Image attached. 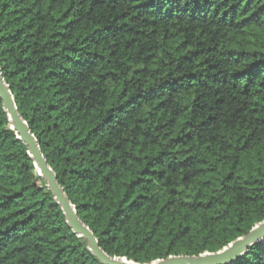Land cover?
<instances>
[{
	"label": "trees",
	"instance_id": "1",
	"mask_svg": "<svg viewBox=\"0 0 264 264\" xmlns=\"http://www.w3.org/2000/svg\"><path fill=\"white\" fill-rule=\"evenodd\" d=\"M0 71L110 258L216 253L264 221V0H0ZM0 100V264H101ZM227 264H264V239Z\"/></svg>",
	"mask_w": 264,
	"mask_h": 264
},
{
	"label": "water",
	"instance_id": "2",
	"mask_svg": "<svg viewBox=\"0 0 264 264\" xmlns=\"http://www.w3.org/2000/svg\"><path fill=\"white\" fill-rule=\"evenodd\" d=\"M0 100L3 109L8 115L11 122V129L18 134V139L27 146L28 154L33 159L36 169L41 177L47 183V187L54 196L55 201L61 207L66 218L67 225L72 232L78 237L83 238L88 250L100 261L101 264H135L126 259L110 258L99 247L97 240L92 232L77 217L75 209L69 202L56 181V176L47 165L37 141L30 133L27 124L21 119L17 113V109L13 97L9 91V87L2 79L0 71ZM264 239V221L256 225L243 238H239L230 243L227 247L216 253H204L197 257L177 256L169 257L165 260H158L149 264H227L235 261L244 254L249 246L253 243Z\"/></svg>",
	"mask_w": 264,
	"mask_h": 264
}]
</instances>
